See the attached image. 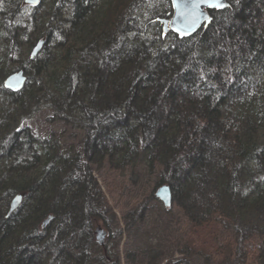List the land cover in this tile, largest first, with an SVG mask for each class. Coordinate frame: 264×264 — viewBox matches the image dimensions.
I'll use <instances>...</instances> for the list:
<instances>
[{
    "label": "trees",
    "instance_id": "1",
    "mask_svg": "<svg viewBox=\"0 0 264 264\" xmlns=\"http://www.w3.org/2000/svg\"><path fill=\"white\" fill-rule=\"evenodd\" d=\"M228 1L180 39L158 21L171 0L155 19L156 0H0V264H122L95 233L117 220L94 174L106 161L135 180L138 162L162 165L190 221L169 264H264V0ZM21 69L25 88H4ZM43 110L81 145L26 125Z\"/></svg>",
    "mask_w": 264,
    "mask_h": 264
},
{
    "label": "rangeland",
    "instance_id": "2",
    "mask_svg": "<svg viewBox=\"0 0 264 264\" xmlns=\"http://www.w3.org/2000/svg\"><path fill=\"white\" fill-rule=\"evenodd\" d=\"M168 0H156L153 5L154 14L146 7V17L155 19L159 12L167 9ZM51 111L43 110L28 120L30 126L38 135L45 136L50 133L58 134L67 144L81 145L84 132L63 122H51ZM101 189L108 196L116 218L112 228L108 230L106 245L113 246V252H120L122 264H151V250L161 251L156 264H169L174 259L182 257L180 248L189 234L190 221L181 218L180 210L174 202L166 207L156 193L162 179V165H158L151 172L147 165L138 162L139 178L130 167L124 171L113 169L106 161L103 167L94 165ZM181 218L182 220H179ZM122 231L117 237L116 228ZM115 241H120L119 247L114 249ZM135 253V261H128V253ZM197 264L202 261L195 260Z\"/></svg>",
    "mask_w": 264,
    "mask_h": 264
},
{
    "label": "snow or ice",
    "instance_id": "3",
    "mask_svg": "<svg viewBox=\"0 0 264 264\" xmlns=\"http://www.w3.org/2000/svg\"><path fill=\"white\" fill-rule=\"evenodd\" d=\"M28 2L36 4L39 3V0H28ZM171 3L176 12L175 18L170 20L169 24L174 25L171 30L178 34L180 39H183L186 35L190 36L200 28L201 25L206 27L212 23L213 17L209 15L206 9H215L219 11L232 7L226 0H171ZM236 3H239V0H236ZM162 35L166 36L167 33H163ZM208 71H212V69ZM200 76L201 79L205 78L203 69L200 72ZM3 87H10L8 81H5ZM21 127H23V125H21ZM19 130L20 129H17V131Z\"/></svg>",
    "mask_w": 264,
    "mask_h": 264
},
{
    "label": "water",
    "instance_id": "4",
    "mask_svg": "<svg viewBox=\"0 0 264 264\" xmlns=\"http://www.w3.org/2000/svg\"><path fill=\"white\" fill-rule=\"evenodd\" d=\"M41 1L42 0H39V3L33 4V3H29L28 0H25V2L27 4H31V5H39L41 3ZM226 2L228 4H230L228 0H226ZM173 10H174L173 15L171 17L158 18V21L163 24L164 32L167 34H169L170 32H173L171 29H172V27H174V25L169 24V21L173 20L175 18L176 10H175V8H173ZM212 10H215V9H206V11H208L209 15H211V16H212V14H211ZM203 26L204 25H201V27L198 28L195 32H193L190 36L196 34L199 30H201V28ZM184 37H189V36L186 35ZM47 42H48L47 38L41 39L34 46L32 52H31V57L35 58L36 56H38L42 52V50L44 49ZM5 81H8V83L10 84V87L8 89H10L12 91H19V90H22L25 88L27 81H28V75L26 74L24 69L17 70V71L12 72L11 74H9L6 77ZM156 195H157V197H159L163 201V203L166 207H171L174 204L173 189H172V186L170 184L161 185L158 188ZM22 201H23V195L22 194L16 195L11 201L10 213L16 211L19 208V206L21 205ZM51 219H52V216H49L47 219H45L44 220V226L48 225L49 222L51 221ZM95 233H96V238H97L98 243L102 246L106 245L108 230L103 225H99L96 228Z\"/></svg>",
    "mask_w": 264,
    "mask_h": 264
}]
</instances>
